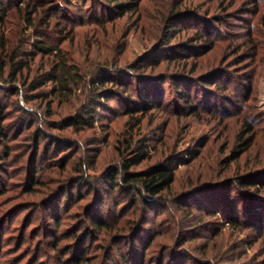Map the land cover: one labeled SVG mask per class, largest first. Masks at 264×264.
I'll return each instance as SVG.
<instances>
[{"label": "rangeland", "instance_id": "374dc122", "mask_svg": "<svg viewBox=\"0 0 264 264\" xmlns=\"http://www.w3.org/2000/svg\"><path fill=\"white\" fill-rule=\"evenodd\" d=\"M169 15L179 29L170 42L177 48L175 59L160 48L156 56H162L161 62L154 65L150 50L158 47ZM82 16L84 23L75 24L67 40L54 24L42 31L47 42L61 49L69 68L68 92L25 102L20 80L14 84L16 95L0 86L10 139L8 157L0 146V264H60L76 251L86 253L85 264H121V251L131 264H264V0H142L136 15L103 23ZM23 25L21 14L11 10L6 24L11 44ZM200 32L213 43L211 49L195 41L194 49L179 46ZM138 58L144 59L140 72L148 80L171 74L190 79L198 113L189 116L166 81L161 106L132 126L126 111L138 100L128 71ZM53 59L33 54L21 80L48 71ZM101 76L131 84L107 102L100 99L105 105L96 108L93 128H51L50 123L73 115L93 95L90 87ZM201 77H209L208 88L195 86ZM51 86L38 91L49 94ZM36 128L72 147L63 146L59 153L51 146L45 157L44 137L35 153ZM241 136L252 137V145L233 160L231 151ZM143 143L148 158L133 171L173 155L186 158L188 151L198 154L189 164H172L175 180L163 193L165 208L145 213L131 209L127 197L102 191L109 170L119 168ZM81 175L88 182L76 185ZM237 177L262 184L259 190L240 188ZM63 189L69 199H61ZM179 198L187 199L188 210L178 205ZM97 215L108 228L91 227ZM129 239L135 251L125 247Z\"/></svg>", "mask_w": 264, "mask_h": 264}, {"label": "trees", "instance_id": "16d2710c", "mask_svg": "<svg viewBox=\"0 0 264 264\" xmlns=\"http://www.w3.org/2000/svg\"><path fill=\"white\" fill-rule=\"evenodd\" d=\"M141 2L142 0H60V2L56 0H0V86L11 95H16L18 93V88L15 87L14 84L20 80L23 88H25V102L48 98L50 94L55 95L61 94L64 91L68 92L69 87L67 83L69 77L67 74H69V68L62 56L61 49L58 45L47 42L42 35V31H46L50 27V24H54L59 32L57 34H63L61 38L67 40L73 32L74 25H82L84 23L82 19L84 18L82 16L83 14L91 19L93 18L97 23H103L105 21H112L115 18L138 14ZM11 10L21 14L24 24L20 28L19 39H17V42L14 44H11L10 39L6 36V24ZM97 15L101 17H97ZM173 16L174 15H169L164 20V30L161 32L158 47L150 50L151 55H154L152 57L154 65L160 64L162 56L157 57L156 53L163 48L168 52H172V55L165 56L171 60L175 59L173 55H175L174 50H177V48L171 47L172 45L170 42L179 29L171 25L170 20H172ZM61 20H63V22H70L71 27L67 24L63 25ZM26 38H29V40ZM194 41L201 42L202 45L207 46V50L211 49L213 46L211 41L204 40L201 32L196 33L193 39L189 38L186 43H182L179 46H181L182 49H194L196 48L195 46H197L191 44V42ZM26 46L27 48H31L32 51H27V49L24 48ZM33 54L53 57V63L48 71L40 73L31 79L26 77V79L23 78L21 80L23 71L29 68V63L33 58ZM179 56H183L184 58L188 57L181 53H179ZM143 61L144 59L140 58L133 61L128 71L132 76L131 78L135 81L133 90L138 100L135 102L133 101L132 107L128 108L126 111V115L133 119L132 126H138L141 118H143L147 112L161 106L163 100L161 88L162 84L166 81H168L169 85L174 89L176 95L175 102L182 104L189 116H195L198 113V106L194 105V100L190 95L193 85L191 80L179 74H171L167 77H163V79L155 78L153 80H148V78L143 77L142 72H140V69L144 66ZM208 78L209 77L199 78L196 80L195 86L197 84L203 89L208 88L207 86L210 84ZM122 79L123 78L115 79V77L110 76L99 77L96 82H93L95 87H90V90L92 89V91H94L93 95H91L73 115L66 116L59 122L50 123L51 128H93L96 120V108L105 105V103H101V100L107 102L111 95L119 94L118 90L120 89L123 90V92H127L126 88H128V85L131 83H122ZM49 83L52 84L49 94L44 91H38L42 90ZM147 83L153 84L152 89L150 88L151 85L150 87L147 86ZM5 119V110L0 101V146H3V153L8 157L9 153L6 149L7 142L10 139L8 135L9 130L4 123ZM24 127L25 123H21L18 128H21L22 131ZM32 135L34 138L31 146L35 150V153L37 152L39 138L44 137L48 138L43 154L45 157L51 149V146H55V149L58 150L59 153L64 150L62 148L65 145H63L59 139L49 134L45 135L39 128H36ZM242 137L243 136H241L240 139ZM252 141V137L241 139L231 151V158L236 160L247 152L252 145ZM146 146V143L139 146L136 145L131 149L130 155L123 160L119 168L110 169L105 177V184L102 190L103 193L113 194L116 192L127 197L130 200L131 209H138L143 213L146 211H155L158 207L165 208L166 202L163 198V193L171 188L175 180L176 167L172 164L174 162L177 163V165L189 164L198 156L197 153L188 151L186 158L173 155L174 157L172 159L151 164L142 170H131L132 167L138 166L143 161L147 160L148 151ZM65 147L71 148L72 145L67 144ZM76 152L77 151H75L74 154H76ZM59 163L64 167L66 160H60ZM35 167L33 160L31 166L32 172L36 171ZM32 172L30 173V178L32 183H35L33 181L34 175ZM84 180L85 177L81 175L77 179L76 185L83 184L84 182L86 184V182H88ZM235 180L240 188L249 185L259 190V186L262 184L260 181L248 183L244 177H237ZM72 187H74V184H72ZM61 199H69L68 191L65 189L61 191ZM178 200V205H182V209L188 210L190 208V204L186 203L187 199L179 198ZM101 203L102 200L99 197L98 204L101 205ZM115 206H117V203H115ZM90 225L94 229H106L109 227L107 222L100 218V215L92 219ZM84 235L89 238L91 233L89 230H86ZM125 243V247L129 244L131 250L135 251L136 245L133 239H129ZM118 259L121 264H131L130 259L127 258V255L122 251L119 253ZM86 261V253L76 251L69 260L62 261L60 264H85ZM140 261L139 264H142V260Z\"/></svg>", "mask_w": 264, "mask_h": 264}]
</instances>
